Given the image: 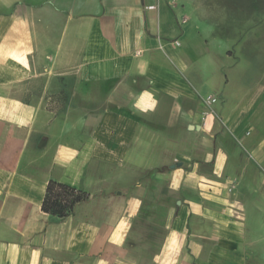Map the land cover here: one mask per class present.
Instances as JSON below:
<instances>
[{
    "label": "crops",
    "instance_id": "1",
    "mask_svg": "<svg viewBox=\"0 0 264 264\" xmlns=\"http://www.w3.org/2000/svg\"><path fill=\"white\" fill-rule=\"evenodd\" d=\"M221 5L0 0V264H264V39Z\"/></svg>",
    "mask_w": 264,
    "mask_h": 264
},
{
    "label": "trees",
    "instance_id": "2",
    "mask_svg": "<svg viewBox=\"0 0 264 264\" xmlns=\"http://www.w3.org/2000/svg\"><path fill=\"white\" fill-rule=\"evenodd\" d=\"M88 199L84 191L50 180L45 189L41 209L58 218L67 216L73 207Z\"/></svg>",
    "mask_w": 264,
    "mask_h": 264
},
{
    "label": "rangeland",
    "instance_id": "3",
    "mask_svg": "<svg viewBox=\"0 0 264 264\" xmlns=\"http://www.w3.org/2000/svg\"><path fill=\"white\" fill-rule=\"evenodd\" d=\"M208 2L212 5L222 4L223 9L228 11L231 26L240 24L241 21H244L246 26L255 24V36H263L264 39V0H208ZM246 55H242L245 60L249 56Z\"/></svg>",
    "mask_w": 264,
    "mask_h": 264
},
{
    "label": "built area",
    "instance_id": "4",
    "mask_svg": "<svg viewBox=\"0 0 264 264\" xmlns=\"http://www.w3.org/2000/svg\"><path fill=\"white\" fill-rule=\"evenodd\" d=\"M174 43L175 44H178V42L177 41H174ZM215 101V98H213V97H211V96H207L205 99H204V102L206 103V104H210V103H212V102H214Z\"/></svg>",
    "mask_w": 264,
    "mask_h": 264
}]
</instances>
